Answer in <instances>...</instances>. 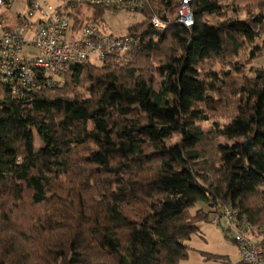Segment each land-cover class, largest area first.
Listing matches in <instances>:
<instances>
[{
    "label": "trees",
    "instance_id": "obj_1",
    "mask_svg": "<svg viewBox=\"0 0 264 264\" xmlns=\"http://www.w3.org/2000/svg\"><path fill=\"white\" fill-rule=\"evenodd\" d=\"M180 2L149 0L127 31L137 45L63 86L16 97L0 82V264H181L201 221L237 244L212 222L220 202L264 232V69L229 62L264 35V0L219 26L206 19L220 0H194L189 28L169 21Z\"/></svg>",
    "mask_w": 264,
    "mask_h": 264
},
{
    "label": "built area",
    "instance_id": "obj_2",
    "mask_svg": "<svg viewBox=\"0 0 264 264\" xmlns=\"http://www.w3.org/2000/svg\"><path fill=\"white\" fill-rule=\"evenodd\" d=\"M13 0H0V82L13 96L38 93L61 86L71 67H101L114 54L125 55L140 41L139 37L102 31L94 21L97 9L142 11L149 0H31L26 15L11 14ZM181 0L173 20L186 27L195 23L191 4ZM113 10V11H114ZM168 21V22H169ZM156 30L168 22L157 14L151 16ZM220 213L212 215L214 225L223 217L225 227L240 251L238 262L226 264H264V232L248 220H238L232 203H219Z\"/></svg>",
    "mask_w": 264,
    "mask_h": 264
},
{
    "label": "rangeland",
    "instance_id": "obj_3",
    "mask_svg": "<svg viewBox=\"0 0 264 264\" xmlns=\"http://www.w3.org/2000/svg\"><path fill=\"white\" fill-rule=\"evenodd\" d=\"M243 0H220V6L222 8L221 13L222 14H214L209 16L206 21L213 26H219L224 22H227L229 20L238 19L245 21L249 18V14L245 11L246 7ZM29 10L28 0H13L12 1V8L9 11L11 14H17L21 13L23 15H26ZM263 11V12H262ZM264 13L263 8L259 9L258 12L254 13ZM8 15V13H5ZM175 15H171L169 18L173 20ZM143 15L141 12L138 11H127L123 9H118L114 11L107 12L104 18L98 23L100 29L106 33L110 34H116V35H123L126 34L128 29L143 20ZM252 49H257V53L260 55L259 58L254 60L253 62L250 61V51ZM242 63L246 66L247 69L254 68V69H264V35L261 38H257L254 43L248 44L245 46L240 52L237 57H230L229 62H236ZM215 71H222L230 69V66L228 64V61L224 62L223 64H216L214 66ZM248 77H252L253 74H251L249 71H247ZM157 81H161V77L158 76ZM64 84V83H63ZM63 86V85H62ZM80 92L87 96V92L83 89H80ZM227 115H219L216 119L220 121L221 124H228L229 119L226 117ZM215 121V120H213ZM213 122L205 123L204 127L206 129L210 128L212 126ZM247 140V137H241V138H234V139H226L221 138L219 142L221 144H233V143H243ZM179 141V137H176L174 140L169 141L168 144L170 146L175 145ZM43 146L42 140L39 138L37 133H35V147L36 149H40ZM191 214L195 213V209L190 211ZM199 226V230L194 233L192 236V242L191 245L194 248V253L192 255H199V252L206 251L209 254H217L215 252L219 251L221 247L223 246V241L218 240L216 237L215 228L212 224L201 221L197 224ZM223 233V232H221ZM224 237L225 234L223 233ZM227 239V238H226ZM228 245L231 246L229 248V252L231 254L230 261L232 262H238L240 260V255L238 254V247L237 245L231 241L228 240ZM208 242L207 246L205 244ZM212 252V253H211ZM208 255V254H207ZM195 258H190V260H184L183 264H200L198 261H194ZM229 260H225V257H222L219 261L221 264H226ZM181 263V264H182Z\"/></svg>",
    "mask_w": 264,
    "mask_h": 264
},
{
    "label": "crops",
    "instance_id": "obj_4",
    "mask_svg": "<svg viewBox=\"0 0 264 264\" xmlns=\"http://www.w3.org/2000/svg\"><path fill=\"white\" fill-rule=\"evenodd\" d=\"M215 232H216V237L218 238V240L223 241V246L221 247V249L219 251L215 252L217 254H213L212 252H211L212 254H209L208 252H210V251H208L207 253H205L207 251L206 250V251L199 252V255L198 256L197 255H192L194 253V248L191 245V242H192L191 241L190 242V245L192 247V251H191L190 256L188 257V259H186V260L188 261V260H190V258H195L194 261H196V262L198 261L200 264H221V263H219L220 260H214V259L208 260L207 257H206V255L208 254V255H217V256H220V257H225V260L226 261L227 260L230 261L231 254L229 252V248L231 246H229L228 243H226L228 241H227L226 237H224L223 233H221L222 232L221 230L215 228ZM207 244H208V242L205 244V246H207ZM237 247H238L237 249H238V254H239L240 253V251H239L240 249H239V246L238 245H237Z\"/></svg>",
    "mask_w": 264,
    "mask_h": 264
}]
</instances>
